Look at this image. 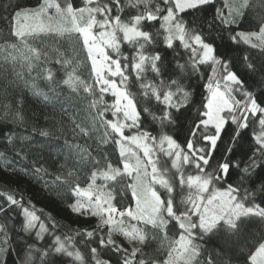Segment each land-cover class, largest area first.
<instances>
[{
    "label": "snow or ice",
    "instance_id": "obj_1",
    "mask_svg": "<svg viewBox=\"0 0 264 264\" xmlns=\"http://www.w3.org/2000/svg\"><path fill=\"white\" fill-rule=\"evenodd\" d=\"M216 4L0 0V74L8 82L0 95L8 99L9 86H22L55 108L64 89L73 98L87 94L84 99L93 97L87 104L91 127L73 120L72 134L92 139L99 133L95 154L90 145L65 139L63 162L50 159L42 153L54 132L29 124L20 107L25 97L5 105L0 178L5 183L30 178L53 202L70 196L66 208L77 220L95 222L68 235L55 217L37 214L31 199L0 191V264H8L13 251L19 264H195L200 241L221 230L235 235L247 219L264 222V62L240 47L264 55V0ZM249 15L258 31H238L253 26ZM65 38L90 62L92 83L77 74L78 62L67 71L74 61L59 46L55 57L49 55L45 42L59 45ZM6 66L14 79H8ZM132 76L138 93L131 90ZM256 76L259 92L249 83ZM193 80L204 82L199 87L206 95L185 83ZM65 103L72 100L60 104L67 114ZM43 118L53 128L59 123L55 111ZM114 234L122 238L119 243ZM156 239L169 241L159 260L145 250ZM261 249L264 238L246 264H264L257 256ZM206 264H214L212 254Z\"/></svg>",
    "mask_w": 264,
    "mask_h": 264
},
{
    "label": "trees",
    "instance_id": "obj_2",
    "mask_svg": "<svg viewBox=\"0 0 264 264\" xmlns=\"http://www.w3.org/2000/svg\"><path fill=\"white\" fill-rule=\"evenodd\" d=\"M230 2L238 3L239 0H230ZM18 3L21 5H29L35 3V0H18ZM74 3L79 6L82 3V0H74ZM216 6L223 7L224 0H217ZM225 14H227V9H225ZM248 20L252 21L253 26L245 24L242 29L237 30L258 31V29L254 26L255 20H253L251 15L248 16ZM176 43L178 44L179 42L177 41ZM45 44L47 45L50 56H56V53L53 52V48L59 46L60 50L65 53V58L74 61V64L70 66L67 71H70L71 67L75 66V63L78 62L80 67L77 69V74L80 75L82 79H85L90 83L93 82L90 78V62H85V54L79 51L80 46L78 44L74 48L72 41L66 38L60 41L59 45H57L55 41L51 40L46 41ZM43 46L44 45H42V47ZM123 47L125 51H130L127 45H124ZM240 47L245 48L248 53L255 58L258 64L264 62V55L260 54L259 49H252L248 45L243 44ZM229 54L235 55L236 52L233 51ZM6 67L9 69L8 79H14V77L10 74V66ZM17 68L19 70V65H17ZM32 75L35 76L36 72L34 71ZM61 75H63V73H61ZM25 76H27V72H25ZM258 81L259 76H256L254 79L249 81V83L253 85V90L256 92L261 91V88L258 86ZM39 83L41 87L44 86L43 81H39ZM185 83H191L193 89L198 93H203L204 95L207 94L204 89L199 87L200 84L204 83L203 81L193 80L185 81ZM5 86H8V82L4 79V75L0 74V93L3 92ZM131 90L136 93L139 92L138 86L135 84L134 76L131 77ZM45 91H47L46 88ZM9 92L11 95L8 97V99H4L3 96L0 95V118L5 115V105L9 102L15 105L20 95H23L25 100L24 104L20 107L29 124L35 123L39 127H47L54 132V136L48 140V146L43 150V156L49 157L50 159H60L61 162H63V155L68 154L67 149L64 148L65 139H68L69 142L90 145V150H92L93 154H95V139L96 135L99 133L93 135L92 139H89L88 137H74L72 134L73 120H76V122H80L82 120L86 121L87 125L91 127V117L87 112V104L93 97L84 99L87 94L81 93L79 98H73L71 97L69 91L64 89L61 100L55 104L54 108V106L51 104L45 106L44 104L38 102L36 98L32 97L31 93L27 89H22V86L20 88L16 87L15 85L9 86ZM195 98L197 102H199L201 96L197 94ZM69 99L72 100L71 105L65 103L64 106L70 110L67 112V114L61 113L60 104ZM105 99L109 103H111L113 100L110 95H106ZM53 111H55L56 120L59 122L56 124L55 128H53L51 120L45 121L43 118L44 115H50L53 113ZM108 118H111L110 114ZM61 126L64 129L63 133L59 131ZM71 162L72 161L70 159L66 165L65 172L71 167ZM49 171L51 172L52 169H49ZM47 179L50 180L51 176L47 177ZM82 186H86V184L82 182ZM0 191H13L17 198H21V196H23L24 200L31 199L32 204L37 210V214H40V212L43 211L44 213L55 217L56 221H58L60 225L59 231L68 235H74L72 230L78 229L86 223L90 224L95 222L94 220H87L86 218H81L78 221L76 216L66 208L67 203L73 202L70 196L64 197L63 203L60 201L53 202L47 189H44L42 184L37 183L36 181L27 177H25L24 180L19 183H5L4 179L0 178ZM186 192L187 190L185 189V195ZM175 195L177 199H179L181 196V191L178 186ZM117 199L119 200V197ZM129 202L130 193L125 196L124 205L126 206L129 204ZM117 207L119 208L122 206L117 204ZM174 234L175 230L173 233H170V235ZM262 238H264V222H260L254 218L244 220L240 225V230L235 235H229L226 230H221L217 232L211 239H204L200 241L201 255L195 260V264H206L208 254H212L214 264H246V258L249 252ZM78 239L79 238H77V240ZM143 247L144 245H142L140 248ZM81 250L84 251L83 248ZM145 250L151 259L159 260L165 258L168 245L166 244L165 240L162 241L160 239H156L150 243ZM8 264H19V258L17 257L15 251L12 252Z\"/></svg>",
    "mask_w": 264,
    "mask_h": 264
},
{
    "label": "rangeland",
    "instance_id": "obj_3",
    "mask_svg": "<svg viewBox=\"0 0 264 264\" xmlns=\"http://www.w3.org/2000/svg\"><path fill=\"white\" fill-rule=\"evenodd\" d=\"M253 42H255V43H259V41H255V40H254ZM97 183H102V181H98ZM133 223H134V222H133ZM114 237H115V239H116L118 242H120V240L122 239L121 237H119V236H117V235H115V234H114ZM165 242H166L167 245H169V241H168V240H165ZM136 246H137V247H141L142 244L137 243ZM257 256H258V258H264V249H261V250L257 253Z\"/></svg>",
    "mask_w": 264,
    "mask_h": 264
}]
</instances>
